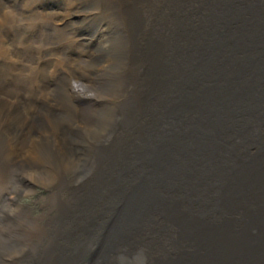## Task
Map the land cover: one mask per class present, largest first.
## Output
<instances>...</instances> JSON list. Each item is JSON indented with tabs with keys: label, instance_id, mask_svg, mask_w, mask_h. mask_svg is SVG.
Returning a JSON list of instances; mask_svg holds the SVG:
<instances>
[{
	"label": "bare ground",
	"instance_id": "6f19581e",
	"mask_svg": "<svg viewBox=\"0 0 264 264\" xmlns=\"http://www.w3.org/2000/svg\"><path fill=\"white\" fill-rule=\"evenodd\" d=\"M25 1L17 19L0 4V221L9 246H41L36 264H186L182 254L197 255L204 238L227 252L231 238L189 226L194 207L184 212L175 196L203 197L197 174L215 162L210 170L224 176L227 146L239 183L264 184V145L238 136L244 114L212 122L253 67L264 0H64L63 13L44 18L36 0ZM30 33L13 59L7 39L26 44ZM35 177L46 178V195ZM247 193L227 199L222 228L240 220ZM172 225L185 231L179 241L162 231Z\"/></svg>",
	"mask_w": 264,
	"mask_h": 264
},
{
	"label": "water",
	"instance_id": "95a60500",
	"mask_svg": "<svg viewBox=\"0 0 264 264\" xmlns=\"http://www.w3.org/2000/svg\"><path fill=\"white\" fill-rule=\"evenodd\" d=\"M259 34L257 36L256 57L254 59L247 58L248 64H253L251 71L242 81L241 87L237 90L232 89L227 93V99L222 104V108L227 109L225 115L220 120H212L213 124L227 123L230 117L235 114V110L244 114L240 128H244L238 136L243 140L259 141L264 145V99L256 103L255 95L264 90V23L259 25ZM258 61V63H256ZM259 85V88H256ZM229 87V86H228ZM257 92V93H256ZM231 110V113L229 112ZM236 115V114H235ZM213 132L219 128L214 129ZM237 136V137H238ZM232 137V136H231ZM236 138V137H235ZM219 148V147H218ZM217 148V149H218ZM229 169H226L224 176H216V170H210L211 166H204L200 169L195 180L197 191L195 193L204 194L203 197L196 198L193 194H189V199L184 198L182 194H176L175 203L181 205L188 203L189 207H194L192 212L195 216L188 218V225L203 230L208 229L219 231L221 236L225 234L230 237L227 252H221L217 248L216 242L210 248L209 239H203L204 246H199V253L187 255L182 254L185 260H189L186 264H264V184L258 185L256 182L241 184V180L236 173V161L230 160L233 157L234 150L227 146ZM219 151L217 152V156ZM235 155V154H234ZM206 176L212 180L207 181ZM161 183H165L162 182ZM246 188L249 193L245 194L243 205L246 208L238 222L227 219L223 228L220 226L219 217L227 211V199L241 200L238 190ZM258 194V195H253ZM234 196V197H232ZM194 204V205H193ZM186 212V208L183 207ZM185 218V217H184ZM172 222H175L174 220ZM216 223V225L213 224ZM155 228V227H153ZM175 225L168 227V231L162 230L168 236L176 233L175 241H179L181 233L185 234ZM157 229V228H156ZM238 230L240 232H238ZM241 233V234H240ZM193 237V235H190ZM178 237L180 239H178ZM141 264H145L141 260ZM155 264H173L160 261Z\"/></svg>",
	"mask_w": 264,
	"mask_h": 264
},
{
	"label": "rangeland",
	"instance_id": "374dc122",
	"mask_svg": "<svg viewBox=\"0 0 264 264\" xmlns=\"http://www.w3.org/2000/svg\"><path fill=\"white\" fill-rule=\"evenodd\" d=\"M18 0H0V4H6L9 7H4L5 11H10L8 13L12 12V17L14 19H17L18 17L14 13V9L16 7L20 8H26L28 6V3L25 0H20L24 1L22 5L20 3H17ZM37 3L40 5V18H44L46 15L52 13V12H57L59 14L63 13L66 9V2L64 0H36ZM2 6V5H0ZM20 32L24 33L26 32L25 30H21ZM19 32V33H20ZM31 39V33L29 34V37L27 38L26 44L20 39L16 40V37H11L8 38L5 44L6 50H9L10 55H12L13 59H16L20 53L24 52L26 50V46L28 45V40ZM13 49L14 55L11 52ZM12 53V54H11ZM78 56V51L76 49H73L72 51V58ZM84 96V95H81ZM86 97V96H84ZM33 180L40 182V186L36 189V194H41V195H46L45 191L42 189V183H46V178L45 177H35ZM3 194V193H2ZM13 199L16 197L15 195H12ZM35 197L31 196L29 198H21V201L31 203L34 200ZM12 199V200H13ZM13 202H15L13 200ZM32 205V204H30ZM6 223L4 221H0V264H36L35 260L40 257V248L36 247H31L29 246L28 248H23L20 250L13 249L10 247L8 241L6 240V235H7V229H4L3 225ZM29 228V227H26ZM12 229V228H11ZM4 232V233H3ZM2 233V234H1ZM22 244L28 245V243L22 241ZM4 252H3V251ZM13 251V252H11ZM5 254V255H4ZM7 254V255H6ZM4 256V257H3ZM17 257V259H16ZM10 259V260H9ZM9 260V261H8ZM22 260V261H21Z\"/></svg>",
	"mask_w": 264,
	"mask_h": 264
}]
</instances>
